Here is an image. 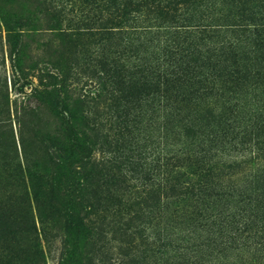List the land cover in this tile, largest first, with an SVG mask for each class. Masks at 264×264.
<instances>
[{
	"label": "trees",
	"instance_id": "1",
	"mask_svg": "<svg viewBox=\"0 0 264 264\" xmlns=\"http://www.w3.org/2000/svg\"><path fill=\"white\" fill-rule=\"evenodd\" d=\"M144 2L153 7L158 0H127L125 5ZM153 8L167 9L169 4L164 0ZM230 14L223 15V21L245 20ZM152 20L169 25L176 17L162 13ZM137 22L128 15L66 18L62 11L35 19L47 37L57 40L59 49L68 50L83 43L96 45L114 35L110 30L116 27L112 26L127 29L129 23ZM148 29L115 33L133 42L121 50L134 58L133 64L109 65L108 69L107 64H100L103 82L98 93L88 97V117L73 112L66 96L53 97V104L47 103L51 108L43 104L40 109L32 101L21 103L13 121L19 133L17 152L14 143L6 142L8 122L0 110V264H47L51 254L53 264H126L123 258L131 256L137 241H148L155 216L163 207L167 211L169 198L179 208L173 214L190 223L193 216L194 222L199 220L203 210L224 196L204 169L206 156L201 148L203 137L215 139L219 134L225 139L229 135L233 112L231 108L220 113L198 109L196 102L214 92L217 78H224L230 89L248 80L249 73L238 58L240 49L225 42L218 50L232 57L227 67L216 55L212 58L211 51L188 43L187 38L195 37L188 30L173 32L175 40L150 49L141 39L158 33ZM238 33L248 34L246 39L254 37L251 53L257 67L264 68V29L231 31V35ZM254 77L261 78L259 74ZM195 84L197 89L192 88ZM161 100L189 108L175 109L163 117L164 138L172 136L174 142L168 148L163 144L153 149L147 136L135 132L143 105L152 113ZM84 101L78 98V106ZM242 133L237 135L241 146L250 141ZM188 201L197 204V209L193 206L191 210ZM108 242L120 244L118 250L125 251L122 259L108 258Z\"/></svg>",
	"mask_w": 264,
	"mask_h": 264
},
{
	"label": "rangeland",
	"instance_id": "2",
	"mask_svg": "<svg viewBox=\"0 0 264 264\" xmlns=\"http://www.w3.org/2000/svg\"><path fill=\"white\" fill-rule=\"evenodd\" d=\"M125 1L0 0V110L8 122L4 131L6 142L14 143V151L20 152L19 133L13 121L24 102L28 105L30 101L33 105L35 102L42 109L53 97L66 96L71 100L69 107L73 112H83L88 117V97L98 93V85L103 82L99 79L102 78L100 64H107L105 69L109 65L116 68L120 64H133L134 58L129 59L128 54L121 51L132 41L115 33L147 27L149 32L158 34L147 35L141 41L154 49L162 46L164 41L175 40L173 32L188 30L195 35L186 39L188 43L211 51V57L216 55L220 64L227 67L231 65L232 57L218 50L227 45L225 42H231L240 49L238 58L242 69L249 73L248 80L230 89L224 78H217L214 92L196 102L198 109L211 108L220 113L231 108L233 112L229 135L225 139L219 134L215 139L203 137L201 148L206 156L204 169L208 170L210 181L217 185L215 189L221 188L225 194L216 202L213 200L214 204L202 211L199 220L194 222L193 216L190 223L180 219L178 213L173 214L179 208L174 205V198H169L167 211L163 207L159 209V216H155V227L148 241H137L131 256L123 261L126 264H264V68L257 67L251 53L254 37L246 39L241 33L231 35V31L242 28L253 30L254 26H259L264 29V0H166L167 9L153 8L164 0H158L153 7L145 2L129 7ZM57 11H62L66 18L128 15L139 22L129 23L127 29L126 26H112L116 27L110 30L114 35L97 41L96 45L83 43L72 50L59 49L57 40L47 37L42 26L35 24L36 18ZM228 11L230 15H242L245 20L223 21L221 17ZM162 13L176 17L175 22L155 24L152 18ZM180 17L186 20H178ZM201 73L208 74L205 69ZM255 74L261 78L255 79ZM256 82L258 84L254 85ZM198 87L197 84L192 86L193 89ZM78 98L85 100L82 107L77 104ZM187 108L161 100L157 110L151 113L143 105L135 135L147 136L153 149L163 148V144L168 148L174 139L172 136L164 138L163 117L175 109ZM242 132H246L250 141L241 146L238 137L244 134ZM24 138L28 141V134L25 133ZM186 204L191 205V210L193 206L197 209L193 202ZM220 228L225 231H219ZM106 248L108 258L122 259L125 251L123 248L118 250L120 244L108 242ZM51 258L54 259V254ZM51 258L47 264H53Z\"/></svg>",
	"mask_w": 264,
	"mask_h": 264
}]
</instances>
